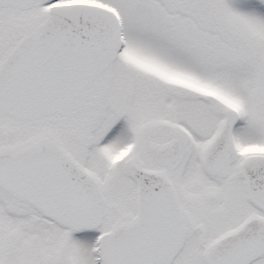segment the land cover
I'll return each mask as SVG.
<instances>
[{
    "label": "snow or ice",
    "instance_id": "6c2138e0",
    "mask_svg": "<svg viewBox=\"0 0 264 264\" xmlns=\"http://www.w3.org/2000/svg\"><path fill=\"white\" fill-rule=\"evenodd\" d=\"M0 264H264V0H0Z\"/></svg>",
    "mask_w": 264,
    "mask_h": 264
}]
</instances>
